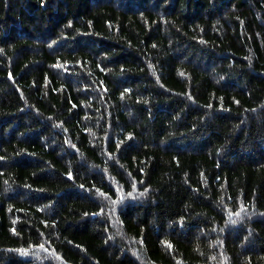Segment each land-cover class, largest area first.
I'll list each match as a JSON object with an SVG mask.
<instances>
[{
  "label": "trees",
  "instance_id": "1",
  "mask_svg": "<svg viewBox=\"0 0 264 264\" xmlns=\"http://www.w3.org/2000/svg\"><path fill=\"white\" fill-rule=\"evenodd\" d=\"M0 264H264V0H0Z\"/></svg>",
  "mask_w": 264,
  "mask_h": 264
}]
</instances>
